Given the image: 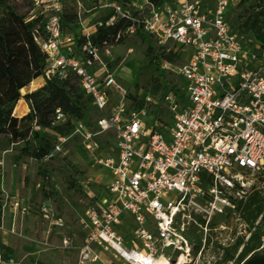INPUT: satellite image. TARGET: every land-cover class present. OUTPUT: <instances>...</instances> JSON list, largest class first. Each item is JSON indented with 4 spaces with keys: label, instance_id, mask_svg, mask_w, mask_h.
Wrapping results in <instances>:
<instances>
[{
    "label": "built area",
    "instance_id": "built-area-1",
    "mask_svg": "<svg viewBox=\"0 0 264 264\" xmlns=\"http://www.w3.org/2000/svg\"><path fill=\"white\" fill-rule=\"evenodd\" d=\"M71 1L29 0L32 11L26 21L38 19L33 37L47 55L45 81L76 75L101 113L97 131L79 120L73 134L84 139L87 149L94 148L95 136L111 134L114 140L115 156L102 162L113 174L107 195L86 212L91 227L87 244L113 246L116 241L125 251L115 250L129 262V255H163L170 261L185 256L196 262L200 256L194 255L186 232L225 230V222L212 223L229 214L242 221L249 238L243 205L253 193L264 191V51L257 55L256 45L261 44H250L232 28L227 8L235 0H220L213 11L200 0L162 6L150 0H113L101 3L109 15L94 23L86 16L92 9L75 0L79 29L66 34L65 12ZM257 4L264 24V0ZM120 20L131 23L124 32L141 28L156 46L176 56L161 63L181 80L179 90L167 88L163 96L171 113L168 120L146 105L137 108L110 69V38L95 41L100 27ZM67 118L57 109V123ZM68 139L59 136L44 160L62 151ZM30 208L23 203L22 211ZM43 210L49 217L47 206ZM54 223L62 225V218ZM121 224L132 227L127 241L116 236ZM232 243L221 242L222 255ZM0 264H16L1 246Z\"/></svg>",
    "mask_w": 264,
    "mask_h": 264
},
{
    "label": "rangeland",
    "instance_id": "rangeland-1",
    "mask_svg": "<svg viewBox=\"0 0 264 264\" xmlns=\"http://www.w3.org/2000/svg\"><path fill=\"white\" fill-rule=\"evenodd\" d=\"M113 0H84L86 7L92 9L86 16L94 23L98 19H106L109 10L101 8V3ZM125 1V0H118ZM128 1V0H126ZM143 3L144 0H134ZM205 9H217L220 0H200ZM257 0H235L227 8V18L236 32L247 17L258 11ZM8 7L16 10L19 15L30 16L32 8L29 0H7L5 5H0V18L3 17ZM78 6L72 0L66 8L64 32L76 33L78 25ZM95 15V16H93ZM250 44L256 43L253 34H245ZM111 71L115 72L120 84L127 90L129 99L134 101L144 100L149 112L155 113L157 107L162 109V119L170 118V111L163 96L167 88L158 94L151 91L152 80L158 75L154 64H147L144 68V54L147 45L142 42L136 33L124 32L119 40L112 42ZM259 50L260 48L257 47ZM262 53L257 55H262ZM263 56V55H262ZM167 80L171 86L178 90L181 80L174 71H167ZM42 79L36 80L21 90L22 95L36 91L42 84ZM153 97L148 99V97ZM160 100V104L157 102ZM119 95L116 94V98ZM19 106V110H17ZM90 118L87 122L89 128L97 131L96 121L101 113L90 103ZM29 112V105L20 99L15 107L14 114L22 117ZM57 143V132L44 129ZM69 139L64 143L62 151L55 152L51 158V184H43L39 174V163L30 156L15 160L19 144L10 143L4 135H0V244L12 249L16 264H37L43 261L46 264H131L123 258L115 248L109 244L92 242L87 244V237L91 230L88 225L87 209L96 205L106 197L108 185L112 180V171L102 164L103 160L115 156L114 140L111 134L95 136V146L87 149L84 139L70 131ZM65 168L76 172L73 176ZM49 193L45 196L44 192ZM55 192H58L57 194ZM264 193V191H263ZM19 203V205H17ZM23 203H28L30 209L22 211ZM47 206L49 217L45 216L43 208ZM62 218L63 224L54 223ZM227 224V229L206 232L203 229H190L186 232L192 244L195 256H200L196 262L187 264H210L222 256L219 245L232 243L239 235L245 234L246 228L241 220L234 215L215 217L212 225ZM132 227L121 224L116 229V236L122 240H129ZM207 241L204 242V239ZM105 246H109L106 249ZM202 251V252H201ZM201 252V254H200ZM174 261V260H173Z\"/></svg>",
    "mask_w": 264,
    "mask_h": 264
},
{
    "label": "trees",
    "instance_id": "trees-1",
    "mask_svg": "<svg viewBox=\"0 0 264 264\" xmlns=\"http://www.w3.org/2000/svg\"><path fill=\"white\" fill-rule=\"evenodd\" d=\"M173 1L150 0L156 6ZM6 3L7 0H0V5ZM262 15V11H256L250 14L242 25L236 27L241 29L240 34L244 36L253 34L255 41L261 44L260 49L257 50L258 54L264 51ZM37 23L38 19L26 21L24 15H19L10 7L0 18V135L7 137L10 143L24 142L23 146L18 147L15 160L24 156L34 158L39 163V174L45 185L52 182L50 163L52 157L48 160L44 159L53 151L55 143L44 129L56 131L57 140L59 136H67L70 131L75 130L77 121L89 120V103L92 105V101L82 89L79 78L74 74H70L67 78L58 76L46 78L44 86L22 95L21 90L24 87L43 75L47 62V55L43 53L33 37V29ZM130 25V21L120 20L114 26L100 27L95 34V41L101 42L105 38H110L111 43L115 42ZM232 28L235 26L233 25ZM136 34L147 45L142 68L151 63L155 65L158 73L152 80L151 91L154 94L161 92V95L166 88L177 91V88L171 86L167 80L166 71L161 68L163 60L175 61L176 56L156 46L151 35L143 32L141 28L137 29ZM20 99L27 102L29 112L22 117H17L14 110ZM144 105V100L136 101L137 108L140 109ZM57 109H61L68 116L66 121L56 122ZM161 112V108L157 107L155 110L157 116ZM65 170L76 176L73 169L65 168ZM44 195L49 196V193L45 191ZM243 218L247 223L249 238L247 234L239 235L235 242L224 247L223 255L210 264H264V248H261L264 234L263 192L253 193L243 205ZM0 246L7 253L12 251L4 244ZM37 264L46 263L38 260Z\"/></svg>",
    "mask_w": 264,
    "mask_h": 264
},
{
    "label": "bare ground",
    "instance_id": "bare-ground-1",
    "mask_svg": "<svg viewBox=\"0 0 264 264\" xmlns=\"http://www.w3.org/2000/svg\"><path fill=\"white\" fill-rule=\"evenodd\" d=\"M35 81H32V86H34ZM24 89H25V87L22 90H24ZM19 109H20L19 106H17L16 111H18ZM109 239H108V241H109ZM112 247L120 250V252H123V253L125 251V249L122 248V246L120 244H118V242H116V241H113ZM128 258L134 264H187V263H190V261H191L190 259H187L185 256H182L179 260H176V261H170L167 257H165L163 255L157 257L156 259H154L151 256H145V255H135V256L129 255Z\"/></svg>",
    "mask_w": 264,
    "mask_h": 264
},
{
    "label": "crops",
    "instance_id": "crops-1",
    "mask_svg": "<svg viewBox=\"0 0 264 264\" xmlns=\"http://www.w3.org/2000/svg\"><path fill=\"white\" fill-rule=\"evenodd\" d=\"M39 79H42L43 81H42V84H44L45 83V79L42 77V76H40V77H38L37 79H35V80H39ZM34 80V81H35Z\"/></svg>",
    "mask_w": 264,
    "mask_h": 264
}]
</instances>
